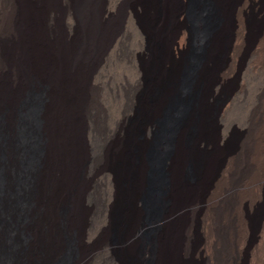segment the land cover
<instances>
[{
	"label": "bare ground",
	"instance_id": "1",
	"mask_svg": "<svg viewBox=\"0 0 264 264\" xmlns=\"http://www.w3.org/2000/svg\"><path fill=\"white\" fill-rule=\"evenodd\" d=\"M189 1L0 0V264H54L68 248L64 264H264L261 82L223 146L246 77L264 75V0L253 25V0H199L194 33ZM151 149L162 208L143 244Z\"/></svg>",
	"mask_w": 264,
	"mask_h": 264
},
{
	"label": "rangeland",
	"instance_id": "2",
	"mask_svg": "<svg viewBox=\"0 0 264 264\" xmlns=\"http://www.w3.org/2000/svg\"><path fill=\"white\" fill-rule=\"evenodd\" d=\"M198 1L199 0H191L187 4L188 14H187L186 21H187V25H188L190 31L193 33L196 30V25L194 23V15L196 12V5H197ZM262 2H263V0H253L250 7L247 9L246 19H248L247 21L250 25L255 24V22L257 20L258 8L260 7L259 4L261 5ZM195 55H196V49H195V47H193V48H191V50L188 54V59H189L190 64L187 68L183 69L181 71V74H180L181 75L180 76L181 79H180V83H179L180 84V91H183V92L189 91L188 88H189L190 83L192 82V67L191 66H192V62L194 59L193 57H195ZM170 73H171L170 70L165 69L160 74V76L161 75L162 76L159 79L162 81L167 80L169 78ZM154 75H155L154 70L151 68L150 65H148V67L146 68L147 80L153 79L155 77ZM233 77L234 76L228 77L229 80L228 79L224 80V82H222V85L220 86L221 88L216 90V91H218V93H216V95L214 96V99L210 100V103H209L210 108L213 107L216 103H218L223 98L224 94L231 89V87L233 86L232 84H234V82L236 80V79L234 80L235 77L234 78ZM256 77H257V79H256ZM263 77H264V75H261V74L260 75L259 74H249L246 77V83H247L246 91H248V93H247L246 98L243 100V102L239 103L238 104L239 106L236 105V107L230 113V118H231V120H233V125L231 126V128L229 130L230 132L228 133V137H227V141H226L228 143L224 144L223 146L230 145L234 141V139L236 138L238 132L241 130V127H240V124L238 121V116H240L239 119H242L244 117L247 109H248L249 104L253 103V93H254V91H256L257 86L260 85V82L262 84H264V78ZM250 79H252V80H250ZM119 80H120L119 75L112 74L111 78H110V83L109 82H107V83L109 86H111V85L117 86V84L119 83ZM115 82H118V83H115ZM252 84H253V86H252ZM99 86H100V90L104 89V85L102 83L99 84ZM185 97H187V94H185V95L182 94L179 97L173 98L171 101V107L180 106L179 103L184 101ZM168 126H169L168 120L161 121L160 129H159L158 136H157L159 139L161 137L163 138V136L166 134V129H168ZM19 127H20V125H19ZM20 138H21V133H18L17 138H16L17 141L20 140ZM150 161H151V169H150V173H149V187L147 190V195H146L144 205L142 208V212H141V219H142V222L145 224V226L142 228L141 233L139 235V242L143 243V244L149 243L153 239V237L155 235V228L150 223L155 218H157V216L160 214V211L162 208V204L160 202L156 201V199L154 198L155 181L158 177L160 179V175H161L160 162L162 160L160 157L157 156V153L154 152V150H152V149L150 151ZM253 214H254V211L251 212V217H253L252 216ZM192 215H193V213H191V211H187L184 215V218L189 219L192 217ZM115 234H116L115 231H111V232L109 231V232L104 234V237L107 240H111L116 236ZM113 248H114L113 252L115 254H117L118 256H125L126 255V251L124 248H122L120 246H116V245H114ZM71 252H72L71 248H68L67 251L61 257H59V259L57 261L54 262V264H64L70 258L71 254H72ZM196 264H200V263H196Z\"/></svg>",
	"mask_w": 264,
	"mask_h": 264
}]
</instances>
